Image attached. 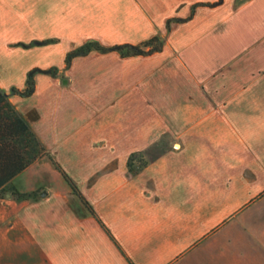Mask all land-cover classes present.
Returning a JSON list of instances; mask_svg holds the SVG:
<instances>
[{"label": "crops", "instance_id": "obj_1", "mask_svg": "<svg viewBox=\"0 0 264 264\" xmlns=\"http://www.w3.org/2000/svg\"><path fill=\"white\" fill-rule=\"evenodd\" d=\"M213 1L0 0V88L39 69L9 100L95 212L35 160L12 183L38 197L0 198V264H264V0Z\"/></svg>", "mask_w": 264, "mask_h": 264}, {"label": "trees", "instance_id": "obj_2", "mask_svg": "<svg viewBox=\"0 0 264 264\" xmlns=\"http://www.w3.org/2000/svg\"><path fill=\"white\" fill-rule=\"evenodd\" d=\"M222 1L223 0L201 2L196 5L216 6ZM176 19L178 21L185 20L182 18ZM42 42L44 41H33L32 44ZM145 47L148 48L146 49ZM161 47L162 40H159L157 37L150 38L138 45L121 44L111 47H104L97 42L90 41L69 51L65 57V64L67 66L74 56L86 54L91 49L99 51L116 50L122 56H130L147 54L152 51L160 50ZM38 70V68H33L28 72L26 87L23 90L11 87L10 93L18 94L20 96L30 95L34 89V73ZM45 71L53 73L54 68ZM43 156H46L51 160L55 168L69 184L72 192L75 193L87 209L95 215L93 208L80 193L72 179L53 158L52 154L45 148L25 119L11 103L9 100V93L0 88V197H4L7 193H9L10 197L16 200L37 198L39 193L37 190L20 192L14 187L12 180L27 166ZM147 163L148 160L145 158L142 151L132 152L127 158V167L132 173L138 172L146 166Z\"/></svg>", "mask_w": 264, "mask_h": 264}, {"label": "rangeland", "instance_id": "obj_3", "mask_svg": "<svg viewBox=\"0 0 264 264\" xmlns=\"http://www.w3.org/2000/svg\"><path fill=\"white\" fill-rule=\"evenodd\" d=\"M9 93H10V91H9ZM146 158V157H145ZM147 159V158H146ZM7 194H9V193H7ZM7 194L4 196V197H0V198H5V197H10V194H9V196H7Z\"/></svg>", "mask_w": 264, "mask_h": 264}, {"label": "water", "instance_id": "obj_4", "mask_svg": "<svg viewBox=\"0 0 264 264\" xmlns=\"http://www.w3.org/2000/svg\"><path fill=\"white\" fill-rule=\"evenodd\" d=\"M7 196H9V194H7Z\"/></svg>", "mask_w": 264, "mask_h": 264}]
</instances>
